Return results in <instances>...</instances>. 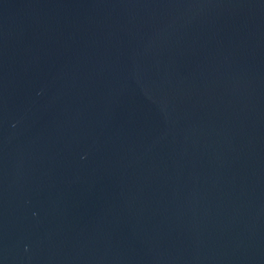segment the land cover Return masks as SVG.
I'll use <instances>...</instances> for the list:
<instances>
[{
  "label": "water",
  "instance_id": "obj_1",
  "mask_svg": "<svg viewBox=\"0 0 264 264\" xmlns=\"http://www.w3.org/2000/svg\"><path fill=\"white\" fill-rule=\"evenodd\" d=\"M0 264H264V0H0Z\"/></svg>",
  "mask_w": 264,
  "mask_h": 264
}]
</instances>
